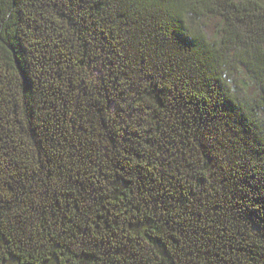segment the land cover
Listing matches in <instances>:
<instances>
[{
  "label": "trees",
  "instance_id": "trees-1",
  "mask_svg": "<svg viewBox=\"0 0 264 264\" xmlns=\"http://www.w3.org/2000/svg\"><path fill=\"white\" fill-rule=\"evenodd\" d=\"M0 264H264V0H0Z\"/></svg>",
  "mask_w": 264,
  "mask_h": 264
}]
</instances>
